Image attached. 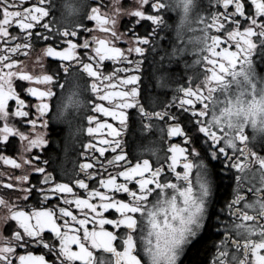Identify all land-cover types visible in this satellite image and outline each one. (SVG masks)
<instances>
[{"label": "snow or ice", "instance_id": "6c2138e0", "mask_svg": "<svg viewBox=\"0 0 264 264\" xmlns=\"http://www.w3.org/2000/svg\"><path fill=\"white\" fill-rule=\"evenodd\" d=\"M262 66L264 0H0V264H264Z\"/></svg>", "mask_w": 264, "mask_h": 264}, {"label": "flooded vegetation", "instance_id": "af4514ba", "mask_svg": "<svg viewBox=\"0 0 264 264\" xmlns=\"http://www.w3.org/2000/svg\"><path fill=\"white\" fill-rule=\"evenodd\" d=\"M88 2L91 3V0H88ZM122 3L126 5H132L135 3V0H122ZM168 15L169 17H171L170 22L176 19L173 13H169ZM127 19H128L127 17L122 18V20L120 21V24L122 25L126 23ZM174 40H175V34L169 33L167 38L163 40L161 43L163 46L171 48L172 42ZM160 54L146 53L148 58L147 60H145L143 69H142L143 77H142L141 88L143 89L144 95L146 97L149 95H152V96H158L161 100H164V99L169 98L171 93L160 90L157 87V81L153 75L154 69L158 67V65H155L153 61L154 60L159 61ZM35 55L36 53H33V60L32 62L29 63L30 68H33V65L35 64V60H34ZM185 59L191 60V57H185ZM34 70L38 71L39 70L38 66H36ZM262 70H264V66H262ZM168 71L170 73L175 74V76L177 77H182L184 75V65L183 63H179V64L174 63L168 68ZM52 128L55 129V132L52 133L53 142L50 144L49 154L52 157L53 166L55 167L63 163L65 168H71L72 160L76 158L77 152L79 151L78 144H74V143L66 141L67 130L65 128V125L53 124ZM125 139L128 141L131 149L133 151H136L141 146H149L151 142L156 141L157 137L155 135L141 134L134 127L133 130L130 131L129 134L125 137ZM12 154L16 155V153H12ZM10 167L11 166H3L2 162H0V177H4V173L2 169L8 168L10 170ZM57 171H59L58 168H57Z\"/></svg>", "mask_w": 264, "mask_h": 264}]
</instances>
